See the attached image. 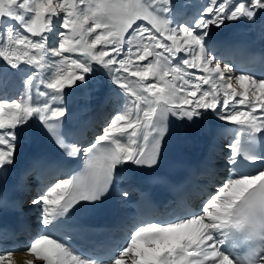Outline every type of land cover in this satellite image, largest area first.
Returning <instances> with one entry per match:
<instances>
[{"label":"snow or ice","instance_id":"obj_1","mask_svg":"<svg viewBox=\"0 0 264 264\" xmlns=\"http://www.w3.org/2000/svg\"><path fill=\"white\" fill-rule=\"evenodd\" d=\"M183 7L173 0H0L5 72L19 71L21 64L35 68L23 81L21 98L0 96V176L15 166L21 133L37 118L64 158L81 161L78 174L56 178L31 201L41 206L40 226L54 229L77 206L101 202L117 183L130 180L125 171L157 167L170 116L191 127L212 115L244 137L243 150L239 139L225 145V177L197 208L181 201L164 215L150 213L152 218L137 222L106 264H264V167L254 174L240 171L242 162L264 165V154L256 151L264 139V58L261 78L244 70L237 75L231 64L221 65L224 54H211L216 45L209 35L213 27L243 19L250 25L259 20L264 36V0H208L190 19ZM49 35L55 37L51 47ZM49 56L59 59L44 82L40 73ZM97 71L121 90L124 105L87 146L68 143L61 133L67 108L52 103H62L65 89L86 86ZM33 87L37 97H48L42 105L33 103ZM210 160L211 150L205 163ZM62 163L33 162L55 168L57 177ZM120 196L127 199L129 192ZM7 209L0 200V213ZM15 251L34 255L26 264H98L76 252L70 234L38 233L23 247L0 252V264H13Z\"/></svg>","mask_w":264,"mask_h":264},{"label":"bare ground","instance_id":"obj_2","mask_svg":"<svg viewBox=\"0 0 264 264\" xmlns=\"http://www.w3.org/2000/svg\"><path fill=\"white\" fill-rule=\"evenodd\" d=\"M199 10L190 9L183 12L186 18L190 19ZM58 27V26H57ZM221 31H231L229 35H220ZM242 34L247 37L255 46L264 51V36L261 34L259 20L256 24L250 25L245 20L227 21L220 28L213 27L210 31V38L216 51L210 49L211 54L225 55L221 59V65L231 64L229 62L228 50L230 49L231 38L234 35ZM55 37L49 35L48 46H54ZM182 58V54L181 57ZM58 57H46L47 64L40 73V80L47 82L51 79L55 72V62ZM232 65V64H231ZM3 60H0V96H6L8 99L21 98L26 91V86L23 81L28 74L35 71L34 66L21 64L19 71L7 70ZM87 79L86 86H77L76 92H66L63 96V101L53 102L52 106H65L67 108V116L63 119L64 125L69 132L74 135L72 140L78 146H87L92 142L94 137L100 133L104 126V120L111 111L117 112L124 105L125 97L121 90L116 88L110 82L109 77L104 71H97ZM236 73V72H235ZM238 75V73H236ZM99 75V77L97 76ZM39 81H34V85ZM33 97V103L39 102L41 105L48 100V97L35 95L36 89L33 87L28 90ZM39 91H45L43 84H40ZM116 114V113H115ZM112 115V114H111ZM173 121L174 134L177 145L174 146L168 139H165L162 149L160 163L156 168V173L163 174V177L170 181L172 178L194 170L196 166L200 167L202 175L197 179L198 185L207 182V178H211V183L208 191L203 193L202 197L212 190V186L219 180L223 179L228 172L226 162L228 150L225 145L235 142L237 139L243 138V135L238 133L237 127L219 121L215 116L209 115L202 122L195 125V128L188 127L176 121L170 116ZM217 125L221 131L219 133L211 132V125ZM70 138V137H68ZM76 139V140H75ZM55 138L50 135L45 127L37 118H32L29 124L23 129L21 138L18 141L16 151L15 166L7 173L6 177L0 176V192L5 190L7 186L12 192L17 191L24 194L26 201L17 210L21 220L26 223L30 234H35L40 228L41 206L33 205L32 199L37 192H43L54 181H43L37 184L33 182L35 168H32L33 162L38 158H43L47 161L52 154L50 143L54 142ZM264 143V139H262ZM211 150V160L207 164L206 158L209 157ZM215 156L217 159H215ZM31 169V171H29ZM28 173V174H27ZM144 168L130 169L123 173L126 178L119 182L116 187L118 202L125 207L126 203L136 197L133 191L135 179L145 181L147 174ZM27 174V175H26ZM70 177H61L59 179H67ZM121 191H128L129 197L124 199L120 196ZM199 197L195 201V206L198 207L201 201ZM105 200L94 204L98 210L105 209ZM14 213H10L12 216ZM20 244L19 247H23ZM18 247V248H19ZM13 264H26L29 260H35L34 255L22 251L13 252Z\"/></svg>","mask_w":264,"mask_h":264},{"label":"rangeland","instance_id":"obj_3","mask_svg":"<svg viewBox=\"0 0 264 264\" xmlns=\"http://www.w3.org/2000/svg\"><path fill=\"white\" fill-rule=\"evenodd\" d=\"M173 4L176 7H180L182 5H187V7H183L182 8V12H186L188 10H190L191 8L200 10L202 9L205 5L208 4V0H173ZM98 74V72H96ZM99 77V75H97ZM116 112L111 111L110 114L106 117V119L104 120V123H106ZM112 114V115H111ZM197 125V124H196ZM193 128H195V125L192 126ZM215 159L216 156H215ZM50 185V184H48Z\"/></svg>","mask_w":264,"mask_h":264},{"label":"water","instance_id":"obj_4","mask_svg":"<svg viewBox=\"0 0 264 264\" xmlns=\"http://www.w3.org/2000/svg\"><path fill=\"white\" fill-rule=\"evenodd\" d=\"M221 33H223V32H221ZM77 90L78 89L76 87L74 89H72V90L65 89L66 92H71V93L76 92Z\"/></svg>","mask_w":264,"mask_h":264}]
</instances>
